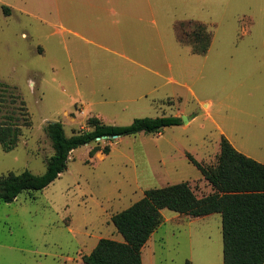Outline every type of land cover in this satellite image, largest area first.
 <instances>
[{"label":"rangeland","instance_id":"374dc122","mask_svg":"<svg viewBox=\"0 0 264 264\" xmlns=\"http://www.w3.org/2000/svg\"><path fill=\"white\" fill-rule=\"evenodd\" d=\"M191 20L212 34L206 55L178 40L177 26ZM0 82L30 119L13 150L0 143V177L46 171L48 122L72 135L90 131L91 117L182 120L102 139L108 154L79 147L49 186L0 201V264H85L99 240L123 241L111 218L146 190L188 182L198 197L211 194L188 156L215 165L222 135L264 161V0H0ZM14 109L9 99L0 114ZM176 215L163 210L164 222ZM160 227L143 264H223L219 214Z\"/></svg>","mask_w":264,"mask_h":264},{"label":"trees","instance_id":"16d2710c","mask_svg":"<svg viewBox=\"0 0 264 264\" xmlns=\"http://www.w3.org/2000/svg\"><path fill=\"white\" fill-rule=\"evenodd\" d=\"M3 10L9 12L6 6ZM186 27L192 28V32L187 33ZM177 31L179 42L190 46L192 53L207 54L212 34L204 24L182 22ZM9 99L15 106L14 112L0 114V143L5 151L17 146L23 127L30 125L25 101L0 82V113ZM181 122L173 116L144 117L130 125L118 126L91 117L87 122L90 131L72 135H67L62 122H48L45 130L54 154L47 161L46 171L38 175L26 170L0 177V201L11 203L24 191H41L49 186L67 170L72 151L79 147L96 143L91 156L98 151L108 154L110 145L102 148L99 143L104 138L112 141L141 132L156 134ZM188 158L213 192L198 197L188 182L146 190L143 198L111 218L123 241L99 240L91 253L83 256L85 264H143L142 250L163 224L162 211L166 209L192 218L220 214L223 264H264V164L239 152L225 136L221 138L215 165H204L192 155Z\"/></svg>","mask_w":264,"mask_h":264},{"label":"crops","instance_id":"0c3cea01","mask_svg":"<svg viewBox=\"0 0 264 264\" xmlns=\"http://www.w3.org/2000/svg\"><path fill=\"white\" fill-rule=\"evenodd\" d=\"M208 53V52H207ZM206 55V54H205ZM222 136H224V135H222ZM228 139V138H227ZM229 140V139H228ZM232 144V143H231ZM240 152V151H239ZM246 156L248 155V154H245ZM248 157H249V155H248ZM254 158V157H253ZM255 160H257L258 162H260V163H262V164H264V161L263 160H258L257 158H254ZM162 214H163V211H162ZM213 215H215V214H211V215H208V216H204V217H199V218H192V217H190V216H185V215H180V214H177L175 217H172V218H169L167 221H165L163 224H165L166 222H169V221H172V220H177L178 222H182V221H187V222H189V223H193V222H197V221H199V220H206V219H208V218H210V217H212ZM220 215V214H219ZM221 216V215H220ZM163 224L161 225V226H163ZM221 225H222V217H221ZM161 228H163V227H159L155 232H157L158 230H160ZM176 228H178V227H176ZM180 228V227H179ZM154 232V233H155ZM153 233V234H154ZM206 241V240H205Z\"/></svg>","mask_w":264,"mask_h":264},{"label":"water","instance_id":"95a60500","mask_svg":"<svg viewBox=\"0 0 264 264\" xmlns=\"http://www.w3.org/2000/svg\"><path fill=\"white\" fill-rule=\"evenodd\" d=\"M105 139V138H104Z\"/></svg>","mask_w":264,"mask_h":264}]
</instances>
